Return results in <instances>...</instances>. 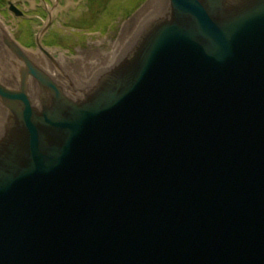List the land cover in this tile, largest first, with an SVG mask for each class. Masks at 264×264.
I'll use <instances>...</instances> for the list:
<instances>
[{
	"label": "water",
	"instance_id": "95a60500",
	"mask_svg": "<svg viewBox=\"0 0 264 264\" xmlns=\"http://www.w3.org/2000/svg\"><path fill=\"white\" fill-rule=\"evenodd\" d=\"M0 17V264H264V0H144L70 54Z\"/></svg>",
	"mask_w": 264,
	"mask_h": 264
},
{
	"label": "flooded vegetation",
	"instance_id": "af4514ba",
	"mask_svg": "<svg viewBox=\"0 0 264 264\" xmlns=\"http://www.w3.org/2000/svg\"><path fill=\"white\" fill-rule=\"evenodd\" d=\"M118 1L108 0L105 3L103 0H0V17L10 26L12 33L16 34V38L22 45L35 49V35L52 15L51 25L44 33L42 41L48 47L60 48L71 54L78 44H83L82 40H86L88 34L98 32L104 35L108 24H113L118 18L127 15L142 0H124L119 3ZM85 6L90 13L89 20L84 19L81 24L74 20L69 21L76 18L74 13L77 9ZM112 9L115 12L110 14ZM103 17L113 18V21H104ZM57 22H61L66 27L72 26L78 29L82 33V40L73 42L74 39L62 35L56 28ZM65 22L68 24L66 25Z\"/></svg>",
	"mask_w": 264,
	"mask_h": 264
},
{
	"label": "rangeland",
	"instance_id": "374dc122",
	"mask_svg": "<svg viewBox=\"0 0 264 264\" xmlns=\"http://www.w3.org/2000/svg\"><path fill=\"white\" fill-rule=\"evenodd\" d=\"M99 1H101V0H99ZM105 3H107L108 2V0H103ZM110 1H113V0H110ZM118 1V0H117ZM120 1H124V0H119L118 1V3L120 2ZM103 3V2H102ZM94 4H96V3H94ZM68 8V7H67ZM69 9V8H68ZM77 9V8H76ZM88 10V9H87ZM87 10H86V6L85 7H80L79 9H77V12H75L74 14L76 15L75 17L76 18H73V19H69V21H75V22H80V24L81 23H83V20L84 19H87V20H89L88 18H89V16H90V13L89 12H87ZM110 14H113L115 11H114V9H112V10H110ZM117 14H119V13H117ZM104 18V21H106V20H111L110 22H112L113 21V18L111 19V18H108V17H103ZM66 19V18H65ZM122 19V18H121ZM68 22V21H67ZM110 22H108V23H110ZM69 23V22H68ZM67 23V24H68ZM118 23H119V21H118ZM65 24H66V22H65ZM66 24V25H67ZM117 26V23H116V20L114 21V23L113 24H108L107 25V27H106V32L107 33H105L104 35H101L100 33H98V32H95V33H92V34H88L86 37H88V38H91V39H96V40H98V39H100L101 38V36L103 37V36H105V35H107L108 33H110V31L109 30H113L115 27ZM72 26H68V27H66V26H64L61 22H57V26H56V28L58 29V30H60L61 31V34L62 35H64V36H67V37H69V38H72V39H74V41L73 42H78V41H80V39L82 38L81 36H82V33H80L79 31H78V29H75V28H71ZM109 31V32H108ZM79 39V40H78ZM77 40V41H76ZM82 40V39H81ZM82 41H84L85 42V39H83Z\"/></svg>",
	"mask_w": 264,
	"mask_h": 264
}]
</instances>
